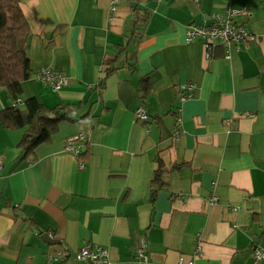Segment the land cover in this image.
Instances as JSON below:
<instances>
[{
    "label": "crops",
    "instance_id": "1",
    "mask_svg": "<svg viewBox=\"0 0 264 264\" xmlns=\"http://www.w3.org/2000/svg\"><path fill=\"white\" fill-rule=\"evenodd\" d=\"M20 6L31 72L65 83L31 76L16 95L48 110L47 142L25 151L29 126L0 122V264H85V242L105 264H264V0H119L114 18L109 0ZM228 7L253 40L207 58L186 28ZM13 97L0 88V111Z\"/></svg>",
    "mask_w": 264,
    "mask_h": 264
},
{
    "label": "trees",
    "instance_id": "2",
    "mask_svg": "<svg viewBox=\"0 0 264 264\" xmlns=\"http://www.w3.org/2000/svg\"><path fill=\"white\" fill-rule=\"evenodd\" d=\"M118 4L119 0L116 3L117 8ZM144 4L147 8L134 9L137 27H142L144 20L150 15L147 3ZM108 11L113 18L116 17L115 11ZM30 36L29 26L21 11L20 0H0V86L6 88L14 96L13 98L20 92L21 81L31 76L46 82L38 77V74L31 72L26 57ZM20 105H23V108H20ZM20 105L8 106L1 110L0 122L4 127L9 128H22L28 125L29 131L25 133L20 145L23 146V150L31 151L50 138L52 129L45 125L47 118L45 114L48 110L35 98L24 99Z\"/></svg>",
    "mask_w": 264,
    "mask_h": 264
},
{
    "label": "built area",
    "instance_id": "3",
    "mask_svg": "<svg viewBox=\"0 0 264 264\" xmlns=\"http://www.w3.org/2000/svg\"><path fill=\"white\" fill-rule=\"evenodd\" d=\"M118 0H109V10L115 11L118 9L116 6ZM114 12V13H115ZM248 12L245 7L240 8H226L222 11L211 13L209 22L201 25H191L186 28L185 40L187 42L194 41L196 39H202V45L205 51V56L210 58L214 46L221 45L224 48L225 56H228V51L232 45L240 43H249L253 40V35L248 32L244 26L243 19L247 16ZM109 18H113L111 14ZM37 76L41 79L49 82L53 85V88H59L65 83L63 76H59L52 68H42L36 72ZM37 77V78H38ZM185 89L190 90L189 87H182L183 93ZM190 96V93H185L182 97ZM21 99L18 97L10 100V106L16 107L21 104ZM134 117L137 121L144 122L148 118V114L142 106H139L134 111ZM179 130L174 131V137L176 138ZM81 136V135H78ZM71 143V141L69 142ZM72 144H68V148H71ZM2 166V158L0 157V168ZM147 242L144 237H140L133 249L135 257L139 261L147 260ZM58 259L64 255L61 252L52 255ZM261 257V253L256 255V259ZM76 259L82 260L85 264H105L107 262V251L99 247H93L91 243H83L76 254ZM188 264H192L189 262Z\"/></svg>",
    "mask_w": 264,
    "mask_h": 264
},
{
    "label": "rangeland",
    "instance_id": "4",
    "mask_svg": "<svg viewBox=\"0 0 264 264\" xmlns=\"http://www.w3.org/2000/svg\"><path fill=\"white\" fill-rule=\"evenodd\" d=\"M1 89H5L4 87L0 86Z\"/></svg>",
    "mask_w": 264,
    "mask_h": 264
},
{
    "label": "water",
    "instance_id": "5",
    "mask_svg": "<svg viewBox=\"0 0 264 264\" xmlns=\"http://www.w3.org/2000/svg\"><path fill=\"white\" fill-rule=\"evenodd\" d=\"M132 5L134 6V3H132Z\"/></svg>",
    "mask_w": 264,
    "mask_h": 264
},
{
    "label": "clouds",
    "instance_id": "6",
    "mask_svg": "<svg viewBox=\"0 0 264 264\" xmlns=\"http://www.w3.org/2000/svg\"><path fill=\"white\" fill-rule=\"evenodd\" d=\"M10 106V105H9Z\"/></svg>",
    "mask_w": 264,
    "mask_h": 264
}]
</instances>
